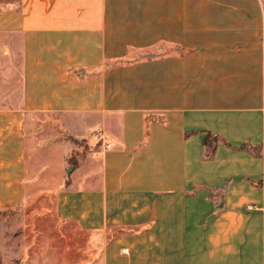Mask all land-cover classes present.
I'll list each match as a JSON object with an SVG mask.
<instances>
[{
	"label": "crops",
	"instance_id": "0c3cea01",
	"mask_svg": "<svg viewBox=\"0 0 264 264\" xmlns=\"http://www.w3.org/2000/svg\"><path fill=\"white\" fill-rule=\"evenodd\" d=\"M45 194L94 264H264V0H0V209Z\"/></svg>",
	"mask_w": 264,
	"mask_h": 264
},
{
	"label": "rangeland",
	"instance_id": "374dc122",
	"mask_svg": "<svg viewBox=\"0 0 264 264\" xmlns=\"http://www.w3.org/2000/svg\"><path fill=\"white\" fill-rule=\"evenodd\" d=\"M92 233L58 223L52 198L34 196L20 208L0 209V243L15 264H94L99 246ZM0 264L1 255H0Z\"/></svg>",
	"mask_w": 264,
	"mask_h": 264
},
{
	"label": "trees",
	"instance_id": "16d2710c",
	"mask_svg": "<svg viewBox=\"0 0 264 264\" xmlns=\"http://www.w3.org/2000/svg\"><path fill=\"white\" fill-rule=\"evenodd\" d=\"M151 56H154V54H153V55H152V54H148V55H147V57H151ZM209 155H210V153H208V152L205 153V156H206V157H209Z\"/></svg>",
	"mask_w": 264,
	"mask_h": 264
},
{
	"label": "built area",
	"instance_id": "2783aa9c",
	"mask_svg": "<svg viewBox=\"0 0 264 264\" xmlns=\"http://www.w3.org/2000/svg\"><path fill=\"white\" fill-rule=\"evenodd\" d=\"M97 136V135H96Z\"/></svg>",
	"mask_w": 264,
	"mask_h": 264
}]
</instances>
